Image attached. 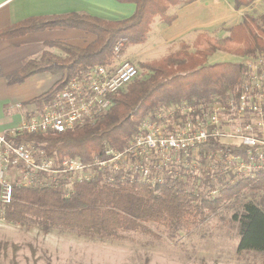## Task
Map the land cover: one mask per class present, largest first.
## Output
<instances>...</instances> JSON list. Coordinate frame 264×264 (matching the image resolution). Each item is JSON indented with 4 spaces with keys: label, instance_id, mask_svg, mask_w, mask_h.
I'll return each instance as SVG.
<instances>
[{
    "label": "trees",
    "instance_id": "obj_1",
    "mask_svg": "<svg viewBox=\"0 0 264 264\" xmlns=\"http://www.w3.org/2000/svg\"><path fill=\"white\" fill-rule=\"evenodd\" d=\"M135 2L134 15L128 19L108 21L87 14H69L30 18L0 33V36L25 34L50 26L79 28L94 33L96 38L87 46L61 41L54 42L65 53L59 57L44 52L39 61H29L22 75L41 71L60 74L51 88L34 98L43 103L63 88L75 75L97 64L116 62L115 46L123 39L119 55L131 45L147 41L151 25L157 16L171 23L175 15H168L171 5L195 0H121ZM255 0H234L236 9L249 6ZM223 39L202 34L194 49L183 43L181 48L165 57L142 62L148 75H139L126 87L110 94L111 107L93 123L66 132L25 133L18 140H29L58 159L81 157L89 161L102 155L105 145L124 149L139 130L142 121L160 106L184 100L224 102L229 94L240 91L247 77L248 63L257 53L264 54V11L259 15L246 13L243 21L230 28ZM218 50L243 56L239 62L209 63L208 57ZM204 149L244 155L242 146L212 140ZM239 175V176H238ZM234 181L221 179L219 193L206 196L187 190L177 178L167 177L152 185L138 178L115 176L114 182L95 179L78 181L69 195L58 187H27L15 185L12 200L3 207L2 217L25 224L29 220L42 226L44 232L52 228L75 231L88 237L122 239L125 232L155 234L150 224L177 231L182 226H197L240 193L264 189V172L255 177L238 174ZM235 177V176H234ZM240 235L238 252H264V208L254 200L243 204L241 213H234Z\"/></svg>",
    "mask_w": 264,
    "mask_h": 264
},
{
    "label": "built area",
    "instance_id": "obj_2",
    "mask_svg": "<svg viewBox=\"0 0 264 264\" xmlns=\"http://www.w3.org/2000/svg\"><path fill=\"white\" fill-rule=\"evenodd\" d=\"M124 40L115 46L117 55ZM138 75L137 65L130 60L91 66L73 76L21 125L0 133V211L11 202L15 185L58 187L69 195L78 181L114 182L117 174L155 185L173 173L185 175L192 163L194 170L200 159L206 160L207 169L216 161H230L237 174L255 177L264 172L263 53L249 61L239 92H231L224 102L184 100L160 106L142 121L122 150L105 145L103 154L89 161L78 156L58 159L33 142L18 140L25 133L66 132L95 122L111 107L109 95ZM212 140L242 146L244 155L204 149ZM223 170L227 169L220 171L225 174Z\"/></svg>",
    "mask_w": 264,
    "mask_h": 264
},
{
    "label": "rangeland",
    "instance_id": "obj_3",
    "mask_svg": "<svg viewBox=\"0 0 264 264\" xmlns=\"http://www.w3.org/2000/svg\"><path fill=\"white\" fill-rule=\"evenodd\" d=\"M250 7L249 13L259 15L263 12L264 0L250 4ZM75 36L79 42L91 38L89 35ZM155 38L153 34L145 46L150 50L138 58L144 61L158 60L174 50L163 44L154 47ZM132 47L117 55L116 62L125 61L131 50L135 49ZM128 60L137 65L140 77L148 75L141 61ZM244 60L247 58L224 50H218L208 57L209 63ZM205 162L200 159L194 170L191 169L192 163L185 175L173 173L171 176L181 181L185 189L206 196L219 193V190L216 193L213 191L221 184V179L234 181L239 176L231 170L235 168V163L216 161L207 169ZM222 168L227 169L223 170L225 174L220 172ZM248 200H254L264 208V189L240 193L217 211L207 212L206 220L197 226H182L175 231L150 224L149 228L155 234L125 232L122 239L88 237L58 228L44 232L35 219L21 225L6 221L0 211V264H264V252H238L240 235L238 224L232 220V216L236 212L241 213L243 204Z\"/></svg>",
    "mask_w": 264,
    "mask_h": 264
},
{
    "label": "crops",
    "instance_id": "obj_4",
    "mask_svg": "<svg viewBox=\"0 0 264 264\" xmlns=\"http://www.w3.org/2000/svg\"><path fill=\"white\" fill-rule=\"evenodd\" d=\"M259 1L255 0L252 4ZM136 8L135 2L121 0H0V33L27 19L43 16L77 13L119 21L132 17ZM250 9V5L236 9L234 0H195L171 5L167 14L175 15V19L166 23L157 16L151 25L147 41L129 46L127 50L132 46L135 49L131 50L125 60L147 62L138 57L150 50L145 46L149 44L153 34L156 36L153 46L166 45L168 49H174L170 53L179 50L183 43L194 49L197 38L202 34L223 39L229 35L230 28L243 21L244 15ZM76 34L89 35L91 38L79 42ZM95 38L94 33L65 26H50L25 34L0 36V133L11 131L29 116L40 111L44 102L40 104L32 100L48 91L61 76L41 71L24 77L21 73L25 65L29 61H39L44 52L65 57L66 53L53 44L54 42L61 41L84 47ZM18 104L22 106L18 107Z\"/></svg>",
    "mask_w": 264,
    "mask_h": 264
}]
</instances>
